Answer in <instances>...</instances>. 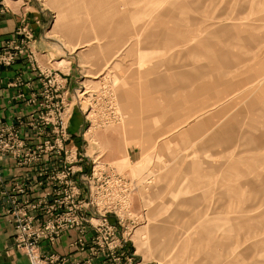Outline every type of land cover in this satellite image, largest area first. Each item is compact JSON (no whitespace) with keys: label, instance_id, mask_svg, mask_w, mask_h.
Returning <instances> with one entry per match:
<instances>
[{"label":"rangeland","instance_id":"obj_1","mask_svg":"<svg viewBox=\"0 0 264 264\" xmlns=\"http://www.w3.org/2000/svg\"><path fill=\"white\" fill-rule=\"evenodd\" d=\"M35 2L51 17L44 37L80 59L72 76L64 56L43 64L35 26L23 18L0 45V59L11 57L0 70L21 62L38 82L32 111L0 129L23 123L21 136L28 125L38 134L45 127L34 115L48 118L54 105L69 133L49 137L43 152L32 134L21 145L15 131L0 133V144L25 156L0 155V167L10 160L22 170L0 175L11 247L29 261L14 235L17 209L22 224L38 228L41 199L54 201L43 213L51 217L74 183L85 202L83 180L101 166L123 179L106 180L103 232L88 222L82 232L69 227L41 240V252L68 264H188L192 242L202 248L189 255L202 264H264V0ZM65 234L71 251L62 253L54 244Z\"/></svg>","mask_w":264,"mask_h":264},{"label":"built area","instance_id":"obj_2","mask_svg":"<svg viewBox=\"0 0 264 264\" xmlns=\"http://www.w3.org/2000/svg\"><path fill=\"white\" fill-rule=\"evenodd\" d=\"M10 60L11 57L4 56L2 59H0V63L4 64L3 61ZM49 107H51L52 114L48 118L43 117V115L39 114L34 115L36 118L41 120V125L45 127V130H41V132H38V134L34 130L32 125H28L31 129L30 133H25L24 136H21V134H19L18 128H24L26 125H24L23 123L3 124L8 126H5L0 129V133H2L3 129H7L8 131H15L18 136L23 140L20 142L18 141L21 145L22 143L25 145V141L23 138L32 134L33 136L39 138L38 142L41 144V152H43L44 148L48 146L51 142L48 139L49 137H56V140H58L60 137H64L65 140L69 135L67 131L66 119H63L65 113L59 112L56 115V106L50 105ZM33 114H35V112ZM58 118L60 119V122H58ZM9 147L10 146H8L6 142L0 144V155L2 157L10 155H19V157L25 158L24 152L20 153L18 149H8ZM73 152L74 151L69 152L70 156L72 157ZM43 170L44 169H41L40 172L41 177H43ZM107 179H110L113 184H119L120 177L115 175L107 177L106 170L102 169L101 166H97L93 170L92 175L83 180L84 184L87 187V192H85L87 196L86 201L82 203H77V198L80 194V189L76 184L73 183L71 194H66L60 198V202L55 204V212H53L54 214L51 217H46L43 215V213L47 210L51 214L54 206V201L50 207H47V201H42L41 199L38 202L37 207L41 212L40 215H42L43 217L39 218L38 228L32 227L30 224H22L21 219L23 212L17 209V213L15 214L14 220V228L16 230V233L14 235H16L17 245L19 246L21 251H23L28 256L30 264H59V262H61L62 264H68V260H70L69 258L61 257L50 253H43L39 249V243L41 240H53L66 228L76 227L77 229H79L80 232H82L84 224L88 222L103 232L102 223L107 222V208L109 206H106L105 203V198L108 195V193L105 191ZM39 184L47 185L44 180ZM92 186L96 187L93 192ZM70 201H72V206H70ZM62 205L64 208L62 207ZM76 212L78 213L79 217L75 214ZM79 212H81V214H79ZM98 240L100 241L101 238ZM80 243L81 245H83L81 239ZM113 244H115V241H113ZM84 248L85 245H83V249ZM74 263L79 264L78 262ZM87 264H91V260L90 262H87Z\"/></svg>","mask_w":264,"mask_h":264},{"label":"crops","instance_id":"obj_3","mask_svg":"<svg viewBox=\"0 0 264 264\" xmlns=\"http://www.w3.org/2000/svg\"><path fill=\"white\" fill-rule=\"evenodd\" d=\"M6 1V0H5ZM9 12L0 17V45L6 39L13 37V32L19 24L20 19L28 20L35 26V33L38 37L37 49L39 60L47 65L52 66L61 56L66 57L68 63L65 68L71 72V76L75 73L72 68L74 62L80 58L70 54H63L54 46V42L46 39L43 35L45 26L50 22L48 11L40 8L35 0H7ZM39 32V33H38ZM81 57V56H78ZM72 61V62H71ZM71 64V65H70ZM74 66V65H73ZM70 67V68H69ZM74 72V73H73ZM19 75L23 79L19 86L8 85L14 80L15 76ZM38 87V82L34 72H30L21 62L14 64L11 67H4L0 70V122L13 121L17 116H26L32 111V107L28 100L35 93ZM72 132V130H71ZM21 168L15 166L10 160H5L0 167V175L4 179H11L21 174ZM13 229L7 223L5 217V209L2 205L0 195V264H29L27 257L11 247ZM72 236L63 235L54 247L60 252H70L69 242ZM198 244V243H197ZM196 244V245H197ZM201 249L202 246L193 247L192 242H187L185 249L186 259L188 264H202L201 255L192 260L189 255L190 249ZM220 248V246H219ZM139 255V254H138ZM188 255V256H187ZM140 257V256H139ZM142 264H154L153 261L143 260L139 258ZM201 260V261H200ZM94 264H100L99 261H94ZM184 264V263H181Z\"/></svg>","mask_w":264,"mask_h":264},{"label":"bare ground","instance_id":"obj_4","mask_svg":"<svg viewBox=\"0 0 264 264\" xmlns=\"http://www.w3.org/2000/svg\"><path fill=\"white\" fill-rule=\"evenodd\" d=\"M62 45V44H61ZM119 184L120 185H122L123 186V179L122 178H120L119 179ZM122 186L120 187V188H122ZM120 192L122 193V190L120 189ZM117 197H118V195H117ZM123 197V196H122ZM124 198H122V200H123ZM124 206V207H123ZM122 209H125L126 207H125V205H122V207H121Z\"/></svg>","mask_w":264,"mask_h":264}]
</instances>
